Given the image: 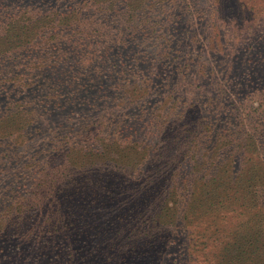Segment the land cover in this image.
<instances>
[{"label": "rangeland", "instance_id": "obj_1", "mask_svg": "<svg viewBox=\"0 0 264 264\" xmlns=\"http://www.w3.org/2000/svg\"><path fill=\"white\" fill-rule=\"evenodd\" d=\"M0 264H264V0H0Z\"/></svg>", "mask_w": 264, "mask_h": 264}, {"label": "trees", "instance_id": "obj_2", "mask_svg": "<svg viewBox=\"0 0 264 264\" xmlns=\"http://www.w3.org/2000/svg\"><path fill=\"white\" fill-rule=\"evenodd\" d=\"M255 245H257V250L256 251H259V247H258L259 244L258 243H254V241H252V239L248 243L243 244L241 249L237 247L236 250H235L236 254L239 252V250H240V252L235 257L237 258L238 255L241 254V259H242V257H244L246 255H249L248 254L249 248H255L254 247Z\"/></svg>", "mask_w": 264, "mask_h": 264}]
</instances>
